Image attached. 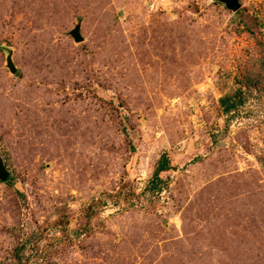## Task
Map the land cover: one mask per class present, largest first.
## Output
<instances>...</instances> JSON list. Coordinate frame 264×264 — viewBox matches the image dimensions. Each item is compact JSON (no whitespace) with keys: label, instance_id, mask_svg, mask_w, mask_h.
<instances>
[{"label":"rangeland","instance_id":"obj_1","mask_svg":"<svg viewBox=\"0 0 264 264\" xmlns=\"http://www.w3.org/2000/svg\"><path fill=\"white\" fill-rule=\"evenodd\" d=\"M240 2L0 0V264H264V0Z\"/></svg>","mask_w":264,"mask_h":264},{"label":"trees","instance_id":"obj_2","mask_svg":"<svg viewBox=\"0 0 264 264\" xmlns=\"http://www.w3.org/2000/svg\"><path fill=\"white\" fill-rule=\"evenodd\" d=\"M243 99L244 94L242 90L237 89L234 93L221 97L220 104L224 112L230 113L243 103ZM171 168H173V166L168 154L163 153L158 159L153 175L149 180L147 186L148 190L153 193L162 190L163 186H166L167 181L161 177V173L168 171ZM17 252L19 253V249H17Z\"/></svg>","mask_w":264,"mask_h":264},{"label":"water","instance_id":"obj_3","mask_svg":"<svg viewBox=\"0 0 264 264\" xmlns=\"http://www.w3.org/2000/svg\"><path fill=\"white\" fill-rule=\"evenodd\" d=\"M219 2H222L225 4V6L231 10V11H238L242 4L240 0H216ZM71 36L74 38L76 42H81L84 40V37L81 34V24H77L74 29L70 32ZM7 50V56H6V66L9 68V70L12 73L17 72V66L15 65L13 58H12V49L6 48ZM10 176V171L7 169L4 160L0 156V180L1 181H6Z\"/></svg>","mask_w":264,"mask_h":264}]
</instances>
